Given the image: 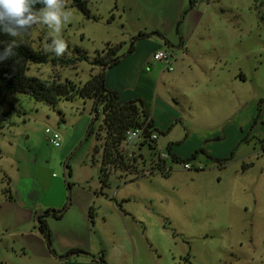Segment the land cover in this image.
Listing matches in <instances>:
<instances>
[{"label":"rangeland","instance_id":"obj_1","mask_svg":"<svg viewBox=\"0 0 264 264\" xmlns=\"http://www.w3.org/2000/svg\"><path fill=\"white\" fill-rule=\"evenodd\" d=\"M116 1L120 10L124 7L128 13L124 5L137 1L155 16L159 9L165 11L177 0H87L90 18L64 0L65 11L71 12L72 16L60 33L55 32V25L49 28L45 24H35L16 38L42 51L53 38L63 39L67 50L62 56L48 51L55 59H67L77 48L85 51L90 58L105 54L108 47H115L116 55L123 54L134 36L126 38L127 44L118 47L117 43L125 39L121 33L131 31L132 25L124 22L123 14L119 16L120 12L115 9ZM186 5L202 13V18L198 30L186 38L189 54L182 52L185 61L192 58L193 62L199 58L196 51L201 44H214L223 68V81L226 72L233 68V71L245 74L246 82H238L234 86L239 93L234 102L228 99L235 97L231 93L219 95L215 101L202 98L205 95H197L192 104L190 101L186 103L184 107L187 111L182 114L185 123L178 121L168 134H158L159 149L164 152V143L181 141L186 127L192 126L197 130L211 127L217 118H226L237 101L239 106L235 115L238 114L241 122L248 121L253 112L256 115L258 101L264 99V21L260 19L264 0H187ZM206 50L213 60V50ZM173 59L174 56H170V63ZM95 68L99 71V66L92 67L86 61H79L73 66L51 62L29 63L27 74L48 80L69 79L81 85L95 73ZM187 89L184 88L186 92ZM12 102L15 112L0 128V199L8 186L9 176L13 177V185L16 184V165L10 143L18 142L24 151L25 165L18 166L20 184L29 167L31 181L38 186L35 174L38 177L39 173L43 174L44 169L41 170L40 166H44L45 160L50 168L48 172L44 170L47 182L49 178H58L62 182L66 176L63 160L57 158L53 151L55 146L45 141V130L57 131L62 139L67 140L71 135L72 140L73 135L76 137L83 127V120L87 119L90 123L86 124L88 126L84 128L80 141L93 125L92 121L93 132L69 156L71 175L68 181L72 185L81 181L83 185L85 170L89 168L92 170L93 187H99L97 182L101 181L100 157L105 129L101 113L98 112V119L91 113L90 102L87 107L84 100L76 98L60 101L53 107L36 101L26 93L16 94ZM182 104L181 100L175 106L182 111ZM263 104L257 123L263 120ZM219 112L222 113L219 115ZM83 114L88 116L79 121ZM247 130L243 131V135L250 139L237 145L233 159L224 168L204 154L191 164V169H185L184 165L167 157L165 163L171 167L168 175L156 171L160 163H156L157 152L146 143L142 146L133 143L129 147L122 144L123 153L130 158V168L126 172L114 170L110 173L106 185H102V194L98 193L99 199L93 204L94 213L90 221L92 238L98 236L94 245L98 244L99 250L104 247L105 264H264V136L261 133L255 136L252 130ZM232 132L233 129L230 130ZM232 141V136L225 141H213L210 148L207 146L210 149L207 152L212 155L215 152L226 153L229 149L225 154L227 156L235 148V145L231 148ZM36 148L40 149L39 153L35 152ZM95 148L99 151L95 152ZM33 157L38 161L35 162ZM244 163L252 165L243 170ZM194 165L201 170H196ZM145 170L148 174L144 173ZM71 187L67 189V195L72 192ZM69 198L71 201L70 195ZM76 223L82 226L78 218ZM57 225L62 226L61 223ZM21 227L32 229L29 224ZM4 231L0 228V264H91L82 257L59 262L54 258L50 260L37 256L30 250L20 249L18 237H8L9 241H4Z\"/></svg>","mask_w":264,"mask_h":264},{"label":"crops","instance_id":"obj_2","mask_svg":"<svg viewBox=\"0 0 264 264\" xmlns=\"http://www.w3.org/2000/svg\"><path fill=\"white\" fill-rule=\"evenodd\" d=\"M143 1L152 2L153 0ZM186 4L187 0H177L173 2V5L171 3L170 7L167 6L165 11L159 9L160 12L154 16L144 10L137 1H131L124 5L129 13L125 12L123 6L121 11L119 2H115L116 11L120 12L119 16L122 17L123 14L125 18L124 22H130L132 25L131 31L126 32V34L121 33L125 39L120 44H127L126 38H131L139 32L150 33L151 35L135 40L132 51L128 52L127 50L123 54H120L122 55L121 59L106 69L105 85L110 89L116 90L122 100L140 98L144 102L145 108L152 118L155 127L165 132L162 135L168 134L173 124L178 123V121L182 124L185 123L182 118V114L187 111L184 105L190 102L192 104V99L196 98L197 95L199 97L205 95L202 98L215 101L219 95L233 93L235 97L228 99L234 102V100L239 98V93H236L234 86L238 82H246L245 74L241 71H233V68L226 72L225 82L223 81V68L220 65L214 44H201L197 47L196 51L199 58L193 62H191L194 60L192 58L185 61L182 57L184 56L182 52L189 54L188 47H186L188 45L186 44V38L198 30L197 26H199L198 24L202 18V13L191 10L192 8H189ZM159 5L162 6L163 4L159 3ZM164 12L166 13L164 14ZM174 38L176 39L175 41ZM177 43L180 45H176ZM207 48L213 50V60L211 55L208 57ZM158 49H170L169 51L174 56V61L168 65L165 61L154 60L152 57L153 53ZM170 66H172V69H170ZM194 67H198L197 70L193 69ZM179 68L182 70L177 71ZM97 71L98 68H95L94 72ZM185 87L188 88L187 92L184 90ZM181 100L183 101L181 105L182 111L175 106ZM88 102L84 101L87 107L89 106ZM238 106L239 101H237L236 106L230 109L226 118H217L211 127L199 128V130H197L198 128L193 129L192 126L186 127L182 140L176 144L173 142L171 152L180 157L191 155L199 147H203L206 151L210 152L207 146L210 148L212 146L211 142L225 141L230 136L233 137L231 148L233 145L236 147L244 134L243 131L250 129L255 117L253 112L250 116L251 119L241 122L238 114L235 115ZM83 111H85V108ZM221 113L219 112V115ZM86 115L80 116L79 121L83 120ZM230 118V121L224 122ZM82 123L83 127H81L76 137L74 134L72 140L71 135H69L68 140L63 138L61 145L55 146L53 149L57 158L63 160V166L66 156L80 142L81 136L85 132L84 128L86 129L88 126L86 124L90 122L87 119L83 120ZM231 129L234 130L233 134L230 133ZM251 132L255 136L259 133L264 136V104L263 120L260 123H256ZM158 134L161 133H156L154 147L159 153H166L167 157H169L167 150L164 152L159 149ZM172 140L170 139V141ZM45 141L47 142L48 140L46 139ZM168 144V142L164 143L165 149H167ZM10 146L13 163L16 165V184L13 185V177L9 176L7 181L8 186L5 188V193L0 199V228L5 230L4 233L6 235L2 237L4 241L8 242V237H18L20 241L17 244L20 249L30 250L37 256H42L45 259L51 260L54 258L62 262L65 259L71 258L72 260L82 257L91 264H101L94 259V253L97 255L100 250L98 244L94 245L98 236L94 235L93 232L92 235L95 237L92 238L90 221L94 213L93 204L99 199L98 193L102 194V181L97 182L99 187L94 188L92 185V170L89 168L85 170L84 184L81 185L80 181V184L72 185V192L70 193L71 202L63 212L62 217L60 219L45 218L49 226V236L46 238L38 229L36 215L37 212H44L50 208L61 209L66 205L68 189L66 184V178L68 179L67 173L62 182L58 178H53L54 180L49 178L47 182L44 170L48 172L50 168L47 167L48 162L45 160L44 166H40L41 170L44 169L42 170L43 174L40 175L39 173V177L37 173L35 174L39 181L38 183L35 180L38 186H35V182L31 181L32 173L29 167L24 172L23 183L20 184L18 180L21 175L18 166L19 164L25 165L24 151L18 142L15 144L10 143ZM39 150V148H36L35 152L39 153ZM226 153L215 152L212 156L226 157ZM33 159L35 162L38 161V158L33 157ZM51 159L52 157L48 161H51ZM51 175L53 176L52 173ZM90 209L92 211L91 215ZM117 210L119 211L120 208H117ZM77 218L79 221H82V226L76 223ZM58 223H61L62 226L59 227ZM26 224L31 225L32 229L28 227L22 229L21 226ZM47 240H51L52 243L46 242ZM7 246H9L8 243ZM75 248L83 250L84 253L78 255L71 254L65 258L60 257Z\"/></svg>","mask_w":264,"mask_h":264},{"label":"trees","instance_id":"obj_3","mask_svg":"<svg viewBox=\"0 0 264 264\" xmlns=\"http://www.w3.org/2000/svg\"><path fill=\"white\" fill-rule=\"evenodd\" d=\"M68 1L76 6L82 13H84V15L89 18L91 17L90 10L87 6V0ZM33 7L34 10H39L44 7V5L42 3H36ZM260 19L264 21V11L261 13ZM149 35L151 34L144 32H139L135 35L134 38L131 39L128 52L132 51L135 40ZM13 42L15 43V45H13L14 54L10 58L0 61V128L4 123L9 121L11 114L15 112L12 98L18 93H26L36 101L45 102L53 107L60 101L74 100L76 98L89 101L91 103V113L96 115V119L99 117L98 112L101 113L102 123L105 129V138L100 157L102 185H106L108 176L110 173L114 172V170L126 172V170L130 168V158L123 153L121 148L128 130L143 128V136L145 139H148L153 133H165L155 127L152 118L145 108L144 102L140 98L122 100L116 90L110 89L105 85L106 69L116 64L122 57V55H116L115 47H108L105 54L98 55L95 58H90L86 55L85 51L77 48L76 52L73 53V56L67 59H55L48 51L34 49L30 44L23 40L11 37L0 31V55H3L4 49ZM120 46L121 44L118 43V47ZM79 61H86L92 67L99 66V71L92 74L90 78L81 85H78L69 79L64 81H60L58 78L48 80L29 76L27 74L29 63L51 62L53 64L62 63L64 65L73 66ZM263 101V98L258 101L256 115L249 130L253 129L260 117ZM92 124L89 135L93 132L94 121H92ZM247 140L248 136L243 135L238 144L246 142ZM145 143L149 148L154 149L157 152V155H159V152L154 147L155 140H144V142H141L138 145L142 146ZM172 145L173 142L169 143L166 150L171 161L175 163L183 165L186 162H190V164H192L198 159L200 154H204L209 160L216 162L220 168H224L226 163L233 159L237 147L236 146L226 157L212 156L203 147L196 148L192 154L187 157H180L171 152ZM94 151L98 152L99 149L95 148ZM164 162L165 160L162 159L158 164V168L160 169L159 173L168 175L171 167H167ZM251 165L252 163H244L242 168L245 170ZM192 166L193 165H191V167ZM64 167L67 171V177H70L71 171L69 160L64 161ZM195 169L201 170V168L198 167H195ZM66 183L69 189L72 184L67 178ZM63 212L62 208H50L45 210L43 215H39L37 226L44 237L48 238L49 236V226L45 218L52 217L54 219H60ZM91 214L92 211L90 209V215ZM103 249L104 247H102L99 254L94 256V259L101 264H105V252ZM80 253H84V251L75 248L68 251L66 255H78Z\"/></svg>","mask_w":264,"mask_h":264},{"label":"clouds","instance_id":"obj_4","mask_svg":"<svg viewBox=\"0 0 264 264\" xmlns=\"http://www.w3.org/2000/svg\"><path fill=\"white\" fill-rule=\"evenodd\" d=\"M42 3L43 8L34 10L33 5ZM71 12L65 11L64 0H0V31L11 37H19L35 24H45L49 28L55 25V32L60 33L62 27L70 22ZM13 45L9 44L0 61L10 58ZM67 50V43L61 38H53L45 46V51H51L56 56H62Z\"/></svg>","mask_w":264,"mask_h":264},{"label":"built area","instance_id":"obj_5","mask_svg":"<svg viewBox=\"0 0 264 264\" xmlns=\"http://www.w3.org/2000/svg\"><path fill=\"white\" fill-rule=\"evenodd\" d=\"M170 56H172L171 52L165 50V49H158L153 53V59L159 60V61H165L168 65L170 64ZM171 69V66H170ZM45 133L47 134L46 139L53 145V146H60L62 138L60 134L57 131H51L49 128H46ZM143 128H135L130 129L126 132V137L123 141V146L129 147L131 144H140L141 142H144V140H154L156 138V133L151 134L148 139H145L143 136ZM167 157L166 153H159L157 155L156 163L160 162V160L165 159ZM154 162L153 165L156 164ZM185 169H190L191 164L190 162H186L183 164ZM157 172L160 171V169L157 167ZM145 174H148V172L145 170Z\"/></svg>","mask_w":264,"mask_h":264},{"label":"water","instance_id":"obj_6","mask_svg":"<svg viewBox=\"0 0 264 264\" xmlns=\"http://www.w3.org/2000/svg\"><path fill=\"white\" fill-rule=\"evenodd\" d=\"M91 128H92V125L88 128V130H87V132H86V135L84 136V138L76 145V147L72 150V153L70 154V155H68L67 157H66V161L69 159V156H71L77 149H78V147H80V145L82 144V142H83V140H85L86 138H87V136L89 135V132H90V130H91ZM70 190V189H69ZM69 195H70V192H68V195H67V202H66V205L62 208V211H65L66 210V208L70 205V198H69ZM44 212H37V215H36V217H37V220H38V218H39V215H41V214H43ZM58 256V255H57ZM69 255H62V256H60V257H62V258H65V257H68Z\"/></svg>","mask_w":264,"mask_h":264}]
</instances>
